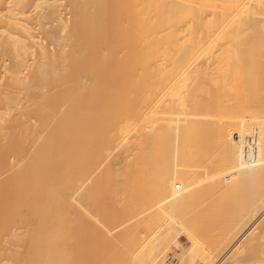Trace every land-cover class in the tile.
<instances>
[{"label":"bare ground","instance_id":"obj_1","mask_svg":"<svg viewBox=\"0 0 264 264\" xmlns=\"http://www.w3.org/2000/svg\"><path fill=\"white\" fill-rule=\"evenodd\" d=\"M66 2L69 20L43 15L66 30L52 50L32 0H0V264H167L184 235L200 264H264V103L237 115L200 97L215 69L225 91L264 76L261 11L233 23V0ZM227 192L242 202L218 241L193 234L195 209ZM258 216L225 261L204 251Z\"/></svg>","mask_w":264,"mask_h":264},{"label":"rangeland","instance_id":"obj_2","mask_svg":"<svg viewBox=\"0 0 264 264\" xmlns=\"http://www.w3.org/2000/svg\"><path fill=\"white\" fill-rule=\"evenodd\" d=\"M32 2L33 3L29 8L28 14L34 17V22L32 23V27H33V33L34 35H36L35 40H38V39L42 40L44 43L48 45L49 49L57 50L60 47L61 42L65 38L66 30L61 26L60 19L58 17L52 16L49 18H45L43 15L48 12L49 8L52 5H55L57 8L58 14L61 16V18L65 20H69L70 18L69 6L66 0H32ZM42 2H46V3H42ZM233 5H234V9H236L234 15L231 16L233 23L234 22L236 23L239 20V15L237 13L238 11L246 12L249 9H255V10L257 9L261 11L262 19L260 21V24L264 25V0H233ZM225 83H226V79L222 75H220V73L217 72L216 69H215V73H208L207 75H204V77L202 78L203 88L200 93V97L202 101H210V102L217 101L221 103H227L229 104V108L230 106L231 107L236 106L235 108H238L240 106L244 107L245 109L242 111H239L237 115H244V114L247 115L249 114L247 112L248 108L257 109L263 105L264 103V76L249 77V75L243 74L239 76L238 78H236L235 80L231 81L232 90H227V91H225V88H226L224 87ZM223 105H225L224 107L227 106L226 104H223ZM224 107L222 106L223 109ZM222 108L219 110L222 111ZM219 110L218 112H220ZM218 114H221V113H218ZM173 123H175V121H173ZM203 132L205 136H208V137L211 136L209 134L211 133L209 128H206ZM236 139H237V136H235V141ZM213 147L215 148V153L217 156L223 153L221 149L218 148L215 141H214ZM137 174L139 177H144V178L146 177V175L147 176L149 175L148 172H142V171H138ZM259 182L264 183L263 179L259 180ZM254 183L249 184V189H254L253 187H257V184H254ZM206 185H207V180L199 184V187L205 188ZM144 191L145 190L143 191L140 190L138 196H142ZM112 195L116 197H120V200H121L122 188L120 187V185L118 189L114 190ZM241 202H242V195L236 192H231V193L227 192V193L220 194V195L209 194L205 200V205H206L205 209L204 210H201L200 208L195 209L196 212L194 216L200 225L195 230H192V233L193 234L197 233V234L206 236V239H210V240L212 238H215L218 241V237L220 235L221 230L224 227L227 228L230 226L229 222L227 221H231L232 219H234L232 215L225 212L226 209L230 210L240 205ZM186 204L195 205V202L190 200L189 202H186ZM195 207L196 206H194V208ZM149 211L150 209L145 210L143 213H141L139 215V219L146 216L149 213ZM258 217H259L258 219L256 218L257 219L256 222H254L255 220L253 221L254 222V224H252L253 226H251L250 225L251 223H249L248 224L249 226L247 225L248 227L246 226L247 228L246 229L244 228L245 230L243 231L241 230L242 232L240 231L239 234L235 236L237 239L234 237V239L230 241L229 244L227 245L226 243L218 242L217 243L218 245L216 246L217 248H214V247H213L214 249L212 248L213 252L210 251L211 246L210 248L207 249L206 248L207 246L205 247L204 245L205 247L204 251L209 253L208 255H211V256H214L213 253L216 254L217 250H220L221 252L225 251V252H222L223 254L221 255L219 254V257L217 258L216 256L218 255H215V258L218 261L219 260L225 261L226 260L225 258L228 257L227 255L230 254V251L232 250L231 253L232 252L234 253L235 249L241 245V242H242L241 240L244 237L243 234L245 235L247 231H252L253 228H255V231L257 228H259L256 226H258V223L261 225L262 220H259V219H261L262 216L261 217L258 216ZM140 233L143 237L147 238L148 242L151 241L153 234L150 228H148V226L144 227L142 225L140 228ZM189 240L190 239L184 235L183 237H181V240H180L181 241L180 244L183 247L180 246L179 244V247H181V249L176 248L175 245H172L167 248L169 249L166 252L168 253V255L166 254L167 264H200L199 261L201 259L202 254L199 255L198 253H200L201 250L198 248V250L200 251H197L196 248L192 246V242ZM210 243L211 242H209V244ZM213 243H216V242L213 241ZM190 249H192V251H190ZM206 249L208 251H206ZM180 257H182V259L184 257V259L182 260Z\"/></svg>","mask_w":264,"mask_h":264}]
</instances>
